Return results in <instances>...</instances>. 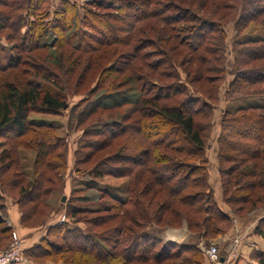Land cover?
<instances>
[{
    "label": "trees",
    "instance_id": "obj_1",
    "mask_svg": "<svg viewBox=\"0 0 264 264\" xmlns=\"http://www.w3.org/2000/svg\"><path fill=\"white\" fill-rule=\"evenodd\" d=\"M47 1L0 0V33L10 44L0 63V195L14 199L24 228L45 224L52 210L47 199L63 188L66 149L51 125L28 117L65 110L67 97L77 93L85 100L98 98L73 117L77 128L85 125L74 171L96 179L107 174L101 163L113 160L128 183L124 199L102 193L112 207L68 214L89 227L115 222L102 237L88 228L54 224L46 234L56 242L42 239L34 258L58 256L65 264H75L74 255L92 264H201L203 254L195 246L129 230L130 209L141 207L144 224L179 228L185 222L190 235L203 239L230 229L232 216L209 184L205 148L228 73L224 27L233 22L239 35L249 23L264 24V0H89L85 7L60 0L52 13ZM233 53L226 100L264 95V40L234 42ZM97 110L111 114L93 125L88 119ZM218 125L222 202L242 217L241 212L264 206V106L223 111ZM90 137L97 140H84ZM130 143L137 149L133 154L124 152ZM20 148L35 153L30 180ZM108 210L117 211L104 216ZM0 213L4 219L5 202ZM2 218L0 248L12 233ZM253 233L264 241V216ZM252 258L264 264V252Z\"/></svg>",
    "mask_w": 264,
    "mask_h": 264
},
{
    "label": "rangeland",
    "instance_id": "obj_2",
    "mask_svg": "<svg viewBox=\"0 0 264 264\" xmlns=\"http://www.w3.org/2000/svg\"><path fill=\"white\" fill-rule=\"evenodd\" d=\"M73 4H76L77 7H85L87 4V1L89 0H67ZM60 0H48L47 1V7L48 12L52 13L55 10L58 9ZM109 3V2H105ZM33 20V19H32ZM225 51H226V58H227V69L228 73L226 74V77L221 83V86L219 88V99L215 103V108L213 110V127L212 131L209 134V143L207 147L205 148L206 156L208 158V173H209V184L210 187L213 189V194L215 196L216 201H218V204L220 207L225 209L230 213L232 216V223L230 229L224 233L218 235L214 239H203L202 237L195 236L193 234L190 235L187 226L185 222L181 224L179 228H174L171 226H164L159 227L156 226L153 222L143 223L141 220L142 217V210L141 207L138 205L137 208L132 213V208L130 209V217H131V223L128 225L129 230H133L134 232H150L157 237H159L162 241H172L170 237L172 235H178L180 238L179 240L175 241L176 244H185L189 246H195L196 249L199 252H202L203 256L200 260L201 264H256L255 260L252 258V254L256 251H252L250 260H241L240 257V249L244 247V241L241 233V230L239 229V221L244 222H251L247 228H251V226H254V224L258 222V219L261 218V216H264V206L258 207L254 210H251L249 212H241L240 215L242 217H237L236 215L231 212L230 208L222 202V193L219 183V174L217 173V159H216V152H217V145H216V138L219 135V119L223 111H229L232 112L239 108H247V107H261L264 106V95L260 96H238L233 99L226 100L224 91L228 86V82L232 78L229 75V71L232 70L233 67V61H234V53H233V43L234 42H246L250 40H264V24H255V23H249L239 35L234 30V24L233 22H229L225 27ZM54 41V37L52 38ZM10 47V44L5 40L3 33H0V60L2 59V62L4 63L7 55H8V48ZM27 58V56H25ZM26 60V59H25ZM33 64L34 62H30ZM183 71H180L178 69L179 77L183 80L184 74ZM178 77V78H179ZM99 94V93H98ZM98 96L92 97L90 100H85V96L81 93L77 94H71L66 99L67 108L65 110H60L56 114H47L43 112H33L29 115L28 121L37 123V124H46L51 125L55 129V135L58 140L61 141V146H63L66 149V170H65V176L63 179V188L60 190H56L53 192L47 199V202L49 203L50 207L52 208L50 215L46 218V222L42 227H35V228H24L20 225V223L17 224V229H13L12 227V233H11V240L7 241L6 243L2 244L0 248V253L6 251L9 249L13 243V236L14 234L16 236V240L18 242V248H19V255L20 262L23 264H65L63 260L59 259L60 257H54L53 261L47 258H40L35 259V253L36 246H38L42 239L47 238L50 242H56V238L48 237L47 231L49 226H53L54 224H60L65 222L66 226H77L81 230H84L87 232H90L93 236L95 234H100L99 236L102 237V233L109 229L113 228L115 226L114 223H107L103 226L97 227H89L84 223H77L76 219L71 218L68 216L72 209H81V210H92V212H96V210H99L103 206L108 204V208L112 207L109 203V198L103 197L102 193H109L111 195H114L118 199H124L126 197V187L128 183V179L126 177H122L120 175V172L116 171L115 165L113 160L110 161H104L101 163L100 170L103 172H107V174L98 177L96 179L89 177L86 174L83 173H77L74 171V161H75V152L79 148V142L83 139V129L85 128V125L81 128H77L76 120L73 118L76 116L80 111H82L85 107L89 106L90 103H93V105L96 103V99ZM105 99L103 100V102ZM115 102H118L117 100H114ZM85 102V103H84ZM89 102V103H88ZM106 102V101H105ZM109 102V101H108ZM83 103V104H82ZM125 108L120 109L119 112L125 111ZM108 111H101L97 110L95 114L90 118L89 122L94 121L93 125H97V123H100L101 120H104L108 118L109 116ZM97 118V119H96ZM97 120V121H96ZM2 140V139H1ZM86 141H93L97 140V137H90L87 139H84ZM59 144V146H60ZM134 143H130L126 150H124L125 153L133 154L136 152V148L133 146ZM63 148V147H61ZM60 148V149H61ZM86 149L85 152H87ZM110 151L98 153L96 156L97 160L101 157L102 154H108ZM115 152V150L113 151ZM20 154V160H21V167L26 174V177L30 180L32 179V164L34 161L35 153L31 150H27L24 148H20L19 152ZM96 162V161H95ZM56 164L58 162L56 161ZM86 172V171H83ZM52 175V174H49ZM54 175V174H53ZM56 177L58 175H55ZM56 179V178H55ZM58 184V182H57ZM93 189V190H88ZM100 192V193H98ZM100 194V195H99ZM103 197V199H101ZM8 201H7V200ZM63 199V201H62ZM8 202V205L10 208V214L9 217L12 218V220L15 221L16 214H19L18 208L15 204V201L11 197L3 198L0 195V204H3V202ZM115 211H107L103 213L107 215H114ZM96 216V215H95ZM4 226H8L6 219L7 216H4ZM84 217H88L87 220L93 219L94 215H85ZM259 217V218H258ZM255 224V225H256ZM110 229V230H111ZM169 233H168V232ZM230 232V236L229 233ZM179 233V234H178ZM227 238L223 243L225 244V247L223 248L222 243L219 242V239H221L224 235H227ZM108 234H104V237H106ZM101 239V238H99ZM98 239V240H99ZM234 240H238V247L235 251L234 257L232 254V248L234 245ZM100 244L106 246L105 243L101 242L99 240ZM211 245H215V247L218 250L219 258L222 254H224L223 258L224 260L222 262L218 263H210L205 254L204 249L210 247ZM256 250L258 249V246H254ZM262 250V249H261ZM197 251V252H198ZM264 251V250H263ZM262 252V251H261ZM189 253L193 254L194 250H190ZM189 253H184L182 255L184 258H188V256H191ZM33 254V255H32ZM75 257V264H92L89 262V259L87 261H83L82 259H77L76 257H79V255H74ZM182 257V258H183ZM80 258V257H79ZM84 258V257H83ZM86 260V259H85ZM14 264V263H12ZM161 264H180L178 260H172V261H166Z\"/></svg>",
    "mask_w": 264,
    "mask_h": 264
},
{
    "label": "crops",
    "instance_id": "obj_3",
    "mask_svg": "<svg viewBox=\"0 0 264 264\" xmlns=\"http://www.w3.org/2000/svg\"><path fill=\"white\" fill-rule=\"evenodd\" d=\"M7 201H6V207H7V215L6 216H7L8 219H6V222H7L8 226L12 227L13 229L14 228L17 229L16 227H17V224L19 223V214L18 215L16 214L15 221L12 220L11 217H9V215L11 216V214H10V212H11L10 208L11 207L8 205ZM262 217L263 216H261V218ZM250 223L251 222L247 223V222H244V221H239V229L241 230V233H243L242 237H243V241H244V247L240 249V253L239 254H240L241 260H243V261L252 259L251 255H250L252 253V251H256V252H259V253L261 251L264 252L263 251L264 250V241H263V239L253 233V229H254L256 223L254 224V226H251V228H247V226ZM228 234L230 236V232ZM228 234L224 235L221 239H219V242L222 243L223 248L225 247V244L223 243V241L226 240ZM177 237H178V235H172L170 238L177 241V239L179 238V237L178 238ZM174 240H172V241H174ZM254 246H258V249L256 250V248ZM223 256H224V254H222L220 256L219 262H222L224 260Z\"/></svg>",
    "mask_w": 264,
    "mask_h": 264
},
{
    "label": "built area",
    "instance_id": "obj_4",
    "mask_svg": "<svg viewBox=\"0 0 264 264\" xmlns=\"http://www.w3.org/2000/svg\"><path fill=\"white\" fill-rule=\"evenodd\" d=\"M13 236V243L9 249L6 251L0 253V264H23L20 262L19 255V248H18V242L16 240V236L12 234ZM238 247V240H234V245L232 248V256L234 257L235 251ZM204 254L207 258V260L210 263H218L219 262V255L218 250L215 247V245H211L210 247L204 249Z\"/></svg>",
    "mask_w": 264,
    "mask_h": 264
},
{
    "label": "bare ground",
    "instance_id": "obj_5",
    "mask_svg": "<svg viewBox=\"0 0 264 264\" xmlns=\"http://www.w3.org/2000/svg\"><path fill=\"white\" fill-rule=\"evenodd\" d=\"M167 232H168V231H167ZM168 233H169V232H168ZM178 234H179V233H178ZM177 238H178V237H177ZM175 239H176V238H175ZM178 239H179V238H178ZM178 239H177V240H178ZM173 240H174V239H173ZM175 241H176V240H175ZM175 241H174V242H175Z\"/></svg>",
    "mask_w": 264,
    "mask_h": 264
},
{
    "label": "water",
    "instance_id": "obj_6",
    "mask_svg": "<svg viewBox=\"0 0 264 264\" xmlns=\"http://www.w3.org/2000/svg\"><path fill=\"white\" fill-rule=\"evenodd\" d=\"M62 201H63V199H62Z\"/></svg>",
    "mask_w": 264,
    "mask_h": 264
}]
</instances>
